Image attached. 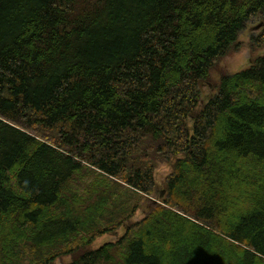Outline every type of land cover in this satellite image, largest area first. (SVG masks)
Instances as JSON below:
<instances>
[{
	"label": "trees",
	"instance_id": "1",
	"mask_svg": "<svg viewBox=\"0 0 264 264\" xmlns=\"http://www.w3.org/2000/svg\"><path fill=\"white\" fill-rule=\"evenodd\" d=\"M255 18L264 0H0V264H264V29L201 87Z\"/></svg>",
	"mask_w": 264,
	"mask_h": 264
},
{
	"label": "rangeland",
	"instance_id": "2",
	"mask_svg": "<svg viewBox=\"0 0 264 264\" xmlns=\"http://www.w3.org/2000/svg\"><path fill=\"white\" fill-rule=\"evenodd\" d=\"M264 23V20L259 18H255L251 20L243 32L241 33L238 43L239 46L232 50L227 56L221 59L218 65L212 69L211 77L209 80L202 83L201 87L203 88V96L207 98V92L212 91V88L216 82L219 81L221 74L224 72L229 74H234L236 72H240L246 70L248 66H250V59L254 50L252 49V39H255L264 29V24L260 29H254ZM264 47L258 48L255 50L254 55H257ZM215 90H213V94ZM171 172V169L162 163H159L157 166V180L162 183L166 176ZM160 185H163L160 184ZM123 228L120 229L116 234L106 235L100 239H98L93 248H97L106 242H110L118 238L123 234Z\"/></svg>",
	"mask_w": 264,
	"mask_h": 264
},
{
	"label": "bare ground",
	"instance_id": "3",
	"mask_svg": "<svg viewBox=\"0 0 264 264\" xmlns=\"http://www.w3.org/2000/svg\"><path fill=\"white\" fill-rule=\"evenodd\" d=\"M263 24H264V23H262V24H261V25H259L258 27H260V26H263ZM164 193H165V192H163L162 194H164Z\"/></svg>",
	"mask_w": 264,
	"mask_h": 264
},
{
	"label": "flooded vegetation",
	"instance_id": "4",
	"mask_svg": "<svg viewBox=\"0 0 264 264\" xmlns=\"http://www.w3.org/2000/svg\"><path fill=\"white\" fill-rule=\"evenodd\" d=\"M257 28H261V26H260V27H256V28H254V29H257Z\"/></svg>",
	"mask_w": 264,
	"mask_h": 264
},
{
	"label": "water",
	"instance_id": "5",
	"mask_svg": "<svg viewBox=\"0 0 264 264\" xmlns=\"http://www.w3.org/2000/svg\"><path fill=\"white\" fill-rule=\"evenodd\" d=\"M260 29V28H257V30Z\"/></svg>",
	"mask_w": 264,
	"mask_h": 264
}]
</instances>
